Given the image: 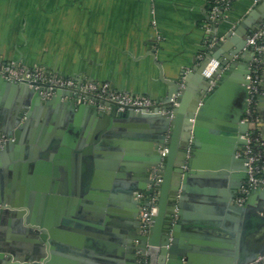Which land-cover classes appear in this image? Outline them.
Returning <instances> with one entry per match:
<instances>
[{
	"label": "water",
	"instance_id": "1",
	"mask_svg": "<svg viewBox=\"0 0 264 264\" xmlns=\"http://www.w3.org/2000/svg\"><path fill=\"white\" fill-rule=\"evenodd\" d=\"M263 21L264 0L234 29L220 26L224 34H211V47L189 72L182 70L174 79L162 74L169 88L161 100L149 106L121 105L108 97H95L80 88L81 78L76 79L77 87H64L1 75L0 107L4 105L9 111H0V136L6 138L0 149V264H62L47 252L56 244L93 254L94 248H84L92 245L91 240L78 241L71 235L107 228L113 244L109 251L113 253L104 255L105 250L96 255L107 263L198 264L194 242L197 235L193 232L203 229L205 223L220 229L219 234H227L232 241L241 237L244 242L243 252L231 251L225 264H264V183L250 186L244 202L237 201L249 178L248 158L241 154L246 149L245 135L249 130L244 117L254 56L252 48L247 47V38ZM238 53L241 55L235 58ZM213 59L219 61V66L207 78L203 71ZM80 96L90 98L96 105L79 103ZM101 105L108 109L100 110ZM261 108L264 109V94L259 96L258 111L262 114ZM84 118L88 119L85 126L81 124ZM53 121L55 127L46 128ZM38 123L42 135L34 127ZM121 139L139 142L131 151L133 157L128 155L130 150L119 146ZM163 147L168 148L164 158ZM132 159L134 164L130 163ZM162 159L159 211L146 234L140 220L141 206L146 201H137L134 193L147 192L151 170ZM78 162L102 166L101 173L109 178L102 179L106 184L103 190L111 191V178L127 176L125 183L120 181L113 187L115 196H103L106 206H101V213L108 216L102 215L100 222H92L95 216L83 212L79 215L81 222L59 218L60 214L49 223L36 220L28 212L31 198L34 194L45 198L49 193L45 176L39 181L38 173L50 167L57 173L61 165ZM28 170L37 174L30 176ZM201 179L213 185L219 217L223 214L232 222L242 217L241 227L232 224L231 231L225 230L219 217L202 221L198 214L186 210L185 200L194 191V182ZM91 193L87 184L81 196L90 198ZM74 214L69 211L67 215ZM50 226L66 230L63 244L55 242L54 234H48ZM2 227L8 230L2 231ZM30 233L34 236L28 237ZM56 239L61 241L60 237Z\"/></svg>",
	"mask_w": 264,
	"mask_h": 264
},
{
	"label": "crops",
	"instance_id": "2",
	"mask_svg": "<svg viewBox=\"0 0 264 264\" xmlns=\"http://www.w3.org/2000/svg\"><path fill=\"white\" fill-rule=\"evenodd\" d=\"M215 1L0 0V67L41 68L59 76L81 78L83 84L107 83L114 92L158 101L169 88V84L162 81V74L166 79H174L182 70L189 72L194 62L203 59L211 47L209 40L213 32L221 36L224 32L220 26L234 29L262 0H236L220 16L213 14ZM240 55L238 53L235 58ZM90 103L96 105L94 101ZM261 110L264 115V109ZM0 111L7 114L9 110L2 105ZM62 112L65 115L64 108ZM87 122L88 119L84 118L81 124L85 126ZM55 125L53 121L46 128H54ZM34 127H38V134L42 135L39 123ZM137 143L136 140L121 139L119 146L130 150V153ZM132 153L128 155L133 157ZM130 163L134 164L133 159ZM102 170V166L95 162L90 165L78 162L70 166L61 165L57 173L54 167L40 171L39 181L44 175L49 193L45 198L34 194L28 212L36 220L46 223L56 220L59 214V218L69 217L81 222L79 215L82 212L95 216L94 221L90 216V222H100L103 216H108L101 213V206H106L103 196L106 199L115 196L113 187L120 181H127V176L113 177L109 183L111 191L103 190L106 184L102 179L108 177L101 173ZM27 173L30 176L37 174L33 170ZM207 181L201 179L194 182V191L185 200L188 204L186 210L198 214L202 221H214L219 217V204L214 201L213 185ZM87 184L92 197L83 199L81 192ZM52 189L60 192H52ZM69 211L75 214L68 216ZM219 219L223 225L221 228L229 231L230 225L241 227L244 223L242 217L232 222L222 214ZM196 222L199 223V220ZM203 227L193 232L197 235L194 242L198 264H225L231 251L243 252L245 245L241 237L232 241L227 234H219L218 228L207 223ZM1 230L8 229L2 227ZM46 230L48 234L55 235L56 243L63 244L65 229L50 226ZM96 231L71 235L78 241L91 240L92 245L84 248L88 251L94 248L93 254H84L83 249L76 247L64 249L57 244L47 252L53 253L62 264H111L96 256L105 250L104 255L113 253L109 251L113 245L109 230Z\"/></svg>",
	"mask_w": 264,
	"mask_h": 264
},
{
	"label": "built area",
	"instance_id": "3",
	"mask_svg": "<svg viewBox=\"0 0 264 264\" xmlns=\"http://www.w3.org/2000/svg\"><path fill=\"white\" fill-rule=\"evenodd\" d=\"M236 0H216L212 6L213 14L220 16L224 9H228L231 4ZM247 47L252 48L254 52L253 60L251 62V73L249 75V104L244 120L249 123V130L245 137L247 138L246 149L243 154L248 158V174L249 178L247 183L240 190V196L237 198L239 203H243L246 198V193L249 187L256 185L258 182L264 183V153L256 151L255 147H259L254 135L259 132V114H258V100L262 91V72L264 66V21L260 24L259 29L251 32L247 38ZM219 66V61L213 59L204 69L203 75L207 78L212 77ZM3 75L7 78L14 77L16 79L28 78L36 82L49 83L50 85L64 86V87H77L78 82L75 78L59 76L51 74L41 68H24L16 69L11 65L0 67V76ZM80 88L84 91L92 93L93 96L98 98L108 97L110 100L115 101L121 105H134V106H149L154 104V101L147 97H135L128 94L117 93L112 91L110 85L107 83H87L81 84ZM93 101L88 97H78V102ZM102 110L108 108L101 105ZM120 111L123 107L119 108ZM6 142L5 136H0V149L3 148ZM168 148L161 149L162 158L167 153ZM163 159L160 164L153 167L150 173V182L147 185V192L136 191L135 198L137 201L144 202L141 206L140 220L142 222L143 233H148L153 225L154 217L159 211V186L163 181Z\"/></svg>",
	"mask_w": 264,
	"mask_h": 264
},
{
	"label": "rangeland",
	"instance_id": "4",
	"mask_svg": "<svg viewBox=\"0 0 264 264\" xmlns=\"http://www.w3.org/2000/svg\"><path fill=\"white\" fill-rule=\"evenodd\" d=\"M262 79L264 81V66H263V72H262ZM264 94V86H263V82H262V91H261V95ZM260 95V96H261ZM259 107V100H258V106H257V109ZM258 114H259V123L260 125H258V128H259V139L258 141H256V144L263 147V150H264V115L259 113L258 111Z\"/></svg>",
	"mask_w": 264,
	"mask_h": 264
},
{
	"label": "trees",
	"instance_id": "5",
	"mask_svg": "<svg viewBox=\"0 0 264 264\" xmlns=\"http://www.w3.org/2000/svg\"><path fill=\"white\" fill-rule=\"evenodd\" d=\"M258 133H259V132H257V133L254 135L255 138H258ZM255 149H256V151H260V152H263V153H264L263 147H261V146H259V147L256 146Z\"/></svg>",
	"mask_w": 264,
	"mask_h": 264
},
{
	"label": "flooded vegetation",
	"instance_id": "6",
	"mask_svg": "<svg viewBox=\"0 0 264 264\" xmlns=\"http://www.w3.org/2000/svg\"><path fill=\"white\" fill-rule=\"evenodd\" d=\"M160 192V191H159ZM159 201H160V193H159ZM158 214V213H157Z\"/></svg>",
	"mask_w": 264,
	"mask_h": 264
}]
</instances>
